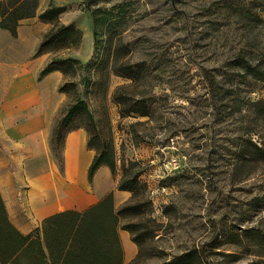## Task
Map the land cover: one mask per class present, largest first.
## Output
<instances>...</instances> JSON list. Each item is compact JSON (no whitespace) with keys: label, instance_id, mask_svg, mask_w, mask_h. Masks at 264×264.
<instances>
[{"label":"rangeland","instance_id":"obj_1","mask_svg":"<svg viewBox=\"0 0 264 264\" xmlns=\"http://www.w3.org/2000/svg\"><path fill=\"white\" fill-rule=\"evenodd\" d=\"M120 4L114 42L123 47L115 57L110 34L95 25L92 11ZM50 5L66 7L58 21L75 25L81 40L35 58L78 61L47 81V98L59 101L57 110L69 96L85 99L103 139L113 140L116 172L104 165L107 175L86 189L93 200L112 191L118 210L132 203L122 210L120 228L136 240L137 252L125 264H252L261 258L264 153L250 141L264 142V80L247 73L238 55L263 62L264 70V0H39L38 9ZM123 63L134 76L115 70ZM67 82L68 93L58 94ZM121 86L146 114H121L114 98ZM65 155V143L55 150L49 142L34 167L41 171L45 163L57 191L65 185ZM130 162L139 184L136 194L126 190L125 196L117 184L121 165Z\"/></svg>","mask_w":264,"mask_h":264},{"label":"trees","instance_id":"obj_2","mask_svg":"<svg viewBox=\"0 0 264 264\" xmlns=\"http://www.w3.org/2000/svg\"><path fill=\"white\" fill-rule=\"evenodd\" d=\"M39 0H0V27L17 34V28L22 19L37 15ZM125 4L113 8L98 7L92 11L95 25L105 26L109 32L108 50L118 56L122 45L120 39L114 42L116 31L114 24ZM66 9L65 6L50 5L38 14L39 19L52 22L51 27L44 32L37 53L53 46L70 48L80 43L81 31L73 24L60 23L58 16ZM118 10V11H116ZM53 19H56L53 22ZM239 64L247 73L264 80L263 62L253 64L244 54L238 55ZM74 62L72 58H52L40 71V77L53 70L64 72ZM118 62V60H116ZM121 74L134 76L132 67L125 63L115 67ZM70 84V83H69ZM68 82L59 86V91L68 93ZM71 86L75 87L72 82ZM118 87L114 98L119 104L121 114L138 112L146 114V109L138 107L140 99L124 95ZM264 103V100L261 101ZM141 108V109H140ZM84 128L88 134L87 145L95 149V155L88 168V179L93 181L96 170L101 165H107L114 174L117 169L116 153L113 140L103 139L95 116L85 99L75 94L68 97L57 111L51 133L50 144L53 149L61 150L67 134L75 129ZM256 153H264L262 146L250 141ZM251 154V153H250ZM135 164L130 162L121 165L123 176L117 184L120 190L137 192L139 172L132 173ZM128 203L118 210L114 204L112 191L104 195L98 202L84 210L68 209L56 212L46 217L41 227L29 234L22 233L10 220L5 202L0 193V263L1 264H123L124 250L119 229L122 210L131 208ZM127 228V227H125ZM251 230L259 231L253 227ZM135 242L136 240L133 239ZM261 258L252 264H264V243Z\"/></svg>","mask_w":264,"mask_h":264},{"label":"crops","instance_id":"obj_3","mask_svg":"<svg viewBox=\"0 0 264 264\" xmlns=\"http://www.w3.org/2000/svg\"><path fill=\"white\" fill-rule=\"evenodd\" d=\"M31 18L20 21L16 35L0 27L10 34L4 37L0 33L5 38L0 39V193L10 220L24 234L41 227L44 219L56 212L84 210L104 195H95L93 200V193L86 189V184L92 183L88 179V168L94 153L87 145L88 134L82 127L70 131L65 139L66 175L62 188L57 191L48 182L45 163L41 171L34 168L47 153L59 105V101L48 100L46 83L52 76H58L60 70L40 77L45 59H36L35 55L49 22L39 17L30 21ZM32 35L37 37L33 42ZM53 89L51 84L49 90L53 92ZM61 93L58 87V94ZM12 98L15 102L16 98H24V101L11 104ZM71 144L75 145L73 151ZM76 158L80 160L79 165L74 164ZM107 173V167L101 165L93 180L98 182ZM122 192L127 196L126 190ZM87 198L90 204L82 207V200ZM116 198L115 193V201ZM119 234L125 264L134 258L137 243L129 231L120 228Z\"/></svg>","mask_w":264,"mask_h":264}]
</instances>
